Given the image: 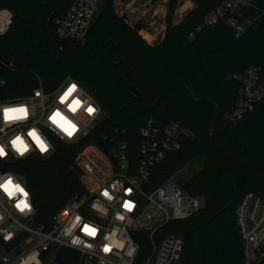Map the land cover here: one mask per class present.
<instances>
[{
  "label": "trees",
  "instance_id": "16d2710c",
  "mask_svg": "<svg viewBox=\"0 0 264 264\" xmlns=\"http://www.w3.org/2000/svg\"><path fill=\"white\" fill-rule=\"evenodd\" d=\"M191 1L193 9L179 24L168 23L161 42L152 46L121 19L114 0H101L84 44L55 32L53 18L63 13L68 0H0V9L12 12V24L0 36L4 96H28L39 84L51 91L69 76L104 112L80 141L56 139L49 156L18 162L14 171L31 193L37 223L48 225L68 199L85 191L74 163L83 146L102 147V134L123 131L129 155L137 160L141 127L149 119L158 126L175 121L190 136L153 167L148 189L197 159L200 167L177 183L202 198L204 206L189 218L170 222L163 233L183 237V264L242 263L235 210L247 193L264 199V105L258 103L236 123L226 115L240 86L237 76L250 66L264 73V21L236 36L223 22L203 25V16L218 0ZM175 7L176 0H169V15ZM133 237L139 244L136 262H141L149 251L148 234L137 231ZM55 261L81 264V255L61 248Z\"/></svg>",
  "mask_w": 264,
  "mask_h": 264
},
{
  "label": "built area",
  "instance_id": "2783aa9c",
  "mask_svg": "<svg viewBox=\"0 0 264 264\" xmlns=\"http://www.w3.org/2000/svg\"><path fill=\"white\" fill-rule=\"evenodd\" d=\"M100 2L68 0L63 13L53 18L57 36L84 44ZM153 3L142 0L139 14L130 24L143 22L146 27L142 30H147L150 23L146 15ZM263 21L264 0H218L203 16L202 23L211 26L223 22L240 36ZM11 24L12 12L1 8L0 36ZM237 78L240 86L226 115L232 123L253 112L258 103L264 105L261 67L250 66ZM6 83L0 73V146L7 152L6 157L0 158V183L12 178L13 185L20 184L28 193L29 207H17L23 197H9L0 188V264H56V250L61 248L78 251L81 264H183V237L164 234L163 229L172 221L195 215L204 203L183 191L172 178L153 189H148V185L153 167L180 149L183 139L190 136L189 130L175 121L158 126L149 119L140 129L137 160L129 155L123 131L114 129L102 134V147L87 144L74 159L85 191L68 199L48 225L37 223L31 193L14 171L18 162L32 155L49 156L56 139L65 143L80 141L99 124L104 112L96 99L69 76L51 91L39 84L28 96L16 98L4 96ZM73 83L76 88L62 99ZM20 109L24 110L22 114L17 111L14 118L6 117L9 110ZM57 112L69 123L60 117L54 122L51 118ZM69 124L74 131L68 128ZM32 131L49 146L46 152L41 153L29 136ZM17 137L29 147L23 156L11 144ZM235 219L242 239L241 264H264V199L245 194L236 207ZM137 231L147 232L149 239L148 254L141 262H136L139 244L133 232Z\"/></svg>",
  "mask_w": 264,
  "mask_h": 264
},
{
  "label": "rangeland",
  "instance_id": "374dc122",
  "mask_svg": "<svg viewBox=\"0 0 264 264\" xmlns=\"http://www.w3.org/2000/svg\"><path fill=\"white\" fill-rule=\"evenodd\" d=\"M141 1L142 0H114V6L120 16H127V21L130 23L139 14V10L141 9L139 3ZM168 3L169 0H154L153 7H151L150 11L146 15V21L150 23V25L147 30L144 31L140 29L138 32L148 43L160 36L163 38L168 23L172 24V22L175 21V25L179 24L184 19L185 15L194 7L191 0H176V7L173 10V13L169 15ZM186 3L188 6L186 8H182ZM199 167V160L192 159L188 161L180 170L173 173L169 178L176 181L179 179H185ZM199 199L201 204H203L202 198Z\"/></svg>",
  "mask_w": 264,
  "mask_h": 264
},
{
  "label": "clouds",
  "instance_id": "9594fccd",
  "mask_svg": "<svg viewBox=\"0 0 264 264\" xmlns=\"http://www.w3.org/2000/svg\"><path fill=\"white\" fill-rule=\"evenodd\" d=\"M73 86H74V89L76 88V85L73 83L72 87L69 88V90L73 89ZM18 111L19 113L22 114L24 110L20 109ZM16 112L17 111H11L7 115L8 117H13L14 113ZM68 128L71 130L72 129L71 125H68ZM29 136H31L32 139L36 142L41 153H44L48 150L49 146L37 136L36 132L34 131L29 132ZM11 144H12L13 149L20 156H23L26 152L29 151L28 145L20 137H17L16 139L12 140ZM6 156H7V152L4 150L2 146H0V158H4ZM2 180H3V177H0V181ZM0 188H2L3 191L7 193L9 197H17L18 194L23 197L19 200V204L17 205V207H20V208L29 207V205L26 203V198L28 197V193L24 191V189L20 186V184L17 183L13 185L12 178H8L7 182L0 183Z\"/></svg>",
  "mask_w": 264,
  "mask_h": 264
},
{
  "label": "snow or ice",
  "instance_id": "6c2138e0",
  "mask_svg": "<svg viewBox=\"0 0 264 264\" xmlns=\"http://www.w3.org/2000/svg\"><path fill=\"white\" fill-rule=\"evenodd\" d=\"M73 90H74V86H73V89H70L69 92L66 93V94H65V97L62 98V99H65V98L67 97V95L70 94ZM77 103H79V102H77ZM11 111H18V110H9V112H11ZM73 111H75V109H73ZM89 111L91 112L92 109H89ZM7 114H8V113L6 112V117H7L8 119H12V118H14V117H8ZM57 117H60V120H63L65 124H68V123H69L67 120H65V118H64L63 116H61V114H60L59 112H57V113H56L51 119H52L54 122H56V118H57ZM69 125H70V124H69ZM61 126H63V125H61ZM71 127H72V130L74 131V130H75L74 126L71 125ZM65 131L68 132V135H69V136L72 135V131H68V129H65ZM33 135H34V134H33ZM37 139H38V138H37Z\"/></svg>",
  "mask_w": 264,
  "mask_h": 264
},
{
  "label": "water",
  "instance_id": "95a60500",
  "mask_svg": "<svg viewBox=\"0 0 264 264\" xmlns=\"http://www.w3.org/2000/svg\"><path fill=\"white\" fill-rule=\"evenodd\" d=\"M152 2H154V0H152ZM121 19H122V20H127V16H126V15H123V16H121ZM175 23H176L175 21L172 22L173 25H175ZM132 27H133L134 29H136V30L139 31L140 29H145L146 25H145L143 22L137 21V22H135V23L132 24ZM161 40H162V36H160V37L157 38V39L152 40V41L150 42V44H151L152 46H156L158 43L161 42Z\"/></svg>",
  "mask_w": 264,
  "mask_h": 264
},
{
  "label": "bare ground",
  "instance_id": "6f19581e",
  "mask_svg": "<svg viewBox=\"0 0 264 264\" xmlns=\"http://www.w3.org/2000/svg\"><path fill=\"white\" fill-rule=\"evenodd\" d=\"M188 6V4L186 3L182 8H186Z\"/></svg>",
  "mask_w": 264,
  "mask_h": 264
}]
</instances>
